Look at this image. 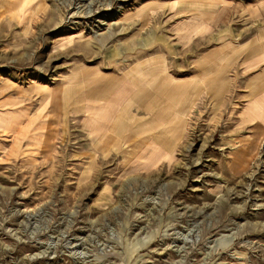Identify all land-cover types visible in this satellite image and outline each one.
I'll return each instance as SVG.
<instances>
[{
    "label": "rangeland",
    "instance_id": "obj_1",
    "mask_svg": "<svg viewBox=\"0 0 264 264\" xmlns=\"http://www.w3.org/2000/svg\"><path fill=\"white\" fill-rule=\"evenodd\" d=\"M261 26L264 0H0V264H264V148H232ZM121 76L182 78L97 138L82 105Z\"/></svg>",
    "mask_w": 264,
    "mask_h": 264
},
{
    "label": "crops",
    "instance_id": "obj_2",
    "mask_svg": "<svg viewBox=\"0 0 264 264\" xmlns=\"http://www.w3.org/2000/svg\"><path fill=\"white\" fill-rule=\"evenodd\" d=\"M258 30L259 29L256 30L257 35L250 34L248 39L244 42V45H246V47L248 46V50L246 57L242 60L244 64H246L245 68L247 70L243 71L244 67L241 65L238 66V71L240 72L239 75H241L239 76L238 81V85L240 86V98H238L239 108L236 109L238 113H235V117L241 126V131L233 134L232 138L237 140L239 144L232 148L234 149V160L237 164L241 165H245L246 163H249L250 160L252 161V159H256L255 154L257 152L259 153L261 148H264V26H261L260 35ZM259 58L261 59V62L258 64L257 62ZM113 77L116 76L112 75V78ZM121 77L122 79L119 85L112 90L114 92L111 93V99H99L98 97L97 100L93 101L91 95L95 92H90L89 99H86L82 105V107H84V114L79 115L78 120L84 126L86 125L88 130L93 132L97 138L106 134V131L111 127L113 129L123 130V128L129 126L130 119L135 117L133 108L135 110L138 106H142V108L149 107L146 102L149 101L151 97L159 98L165 95H173L172 99H176L177 85L171 82L172 87L170 88L166 87L165 83L170 82L172 77L174 78L173 81L182 78L170 76L168 80L167 78H164L165 80H163V82L155 83V85L157 84V86H159L158 91L164 93L162 96H155V94L151 95L148 90V85H153L154 82H145L143 77H139V80H136V78H133L132 76L129 78ZM119 78L120 77H118V79ZM107 84L109 86L111 83ZM135 84L137 85L136 89L133 87ZM146 90H148V92ZM187 90L189 89L185 86V92L183 93H186ZM103 91L104 89L98 92L102 93ZM185 97V102L192 101L191 92L188 94L186 93ZM191 105L192 104L190 103L189 105L185 104L184 107L180 106L179 110L184 108L185 112H187L188 106L190 107ZM169 108L177 109V105H169ZM182 111L179 112L181 113ZM168 121L169 120H166L165 123ZM172 125L174 128H168V132L173 131V129L175 130L176 125ZM170 148L171 141L169 139L163 140L161 145L157 143H149L144 148L141 156L138 157L140 160H145L144 162L140 161L139 163H155L165 157L169 158L171 154Z\"/></svg>",
    "mask_w": 264,
    "mask_h": 264
}]
</instances>
